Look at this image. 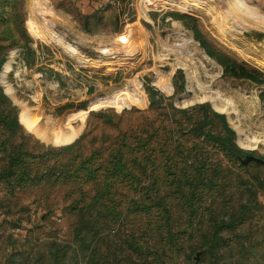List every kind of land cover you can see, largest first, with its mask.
<instances>
[{
	"label": "rangeland",
	"instance_id": "rangeland-1",
	"mask_svg": "<svg viewBox=\"0 0 264 264\" xmlns=\"http://www.w3.org/2000/svg\"><path fill=\"white\" fill-rule=\"evenodd\" d=\"M0 264H264V0H0Z\"/></svg>",
	"mask_w": 264,
	"mask_h": 264
},
{
	"label": "trees",
	"instance_id": "trees-1",
	"mask_svg": "<svg viewBox=\"0 0 264 264\" xmlns=\"http://www.w3.org/2000/svg\"><path fill=\"white\" fill-rule=\"evenodd\" d=\"M99 1L102 2L103 0H99ZM233 66L234 67L238 66V64L236 62H233ZM240 69L244 70V68H242V67H240ZM199 106L201 109H204V104H199ZM213 115L221 118V120L223 121V123L225 125V129H226V132L228 133V135H213L212 132L204 130V126L209 122L208 112L206 110H203L202 119L199 122V124L197 125V129H196L195 133L197 135H200V136L205 135V136L219 142L224 147L228 148L230 150V152H232L233 154L239 155L237 148L234 146V144L230 140V134L233 132V130H231L227 126V123L225 122L224 114L219 113V112H213ZM70 146H72V145H70V144L67 145V147H70ZM44 153H46V151H43L41 154H44Z\"/></svg>",
	"mask_w": 264,
	"mask_h": 264
},
{
	"label": "bare ground",
	"instance_id": "bare-ground-1",
	"mask_svg": "<svg viewBox=\"0 0 264 264\" xmlns=\"http://www.w3.org/2000/svg\"><path fill=\"white\" fill-rule=\"evenodd\" d=\"M230 27L232 28V30H238V29H240L241 30V28L239 27V26H237V24H232V25H230ZM69 45V44H68ZM69 49V48H68ZM70 52V51H69ZM72 53V52H71ZM8 68V67H7ZM192 73V72H191ZM193 76V75H192ZM216 76V75H215ZM211 77V76H210ZM192 78V77H191ZM190 79V78H189ZM194 79V78H193ZM198 79V78H197ZM196 79V80H197ZM213 79V78H212ZM192 81V80H191ZM196 82V81H195ZM189 83H190V81H189ZM205 83V82H204ZM196 85H198L197 87H199V89L200 90H202V91H204V93H203V95H201V96H199V100H202V101H205V100H210L211 102H214V103H217V101L218 100H222L223 98H221L220 97V94H219V92L218 91H216V90H213V89H211V87H210V84H202V83H200V82H197V84ZM192 86V85H191ZM191 86H190V88H191ZM211 91H215L216 92V95H212L211 93ZM221 93V92H220ZM128 94L129 93H127L126 92V94L124 95V96H121V98H127L128 97ZM118 98H120V97H118ZM118 98H116V97H111V96H109V99H111V101L113 102V103H116L117 102V100H118ZM224 100V99H223ZM187 102V101H186ZM220 102V101H219ZM226 102H229L230 103V106H231V102H230V100H228L227 99V101ZM223 103V102H222ZM218 104V103H217ZM228 104H226V106H227ZM232 107H233V105H232ZM227 108V107H226Z\"/></svg>",
	"mask_w": 264,
	"mask_h": 264
},
{
	"label": "crops",
	"instance_id": "crops-1",
	"mask_svg": "<svg viewBox=\"0 0 264 264\" xmlns=\"http://www.w3.org/2000/svg\"><path fill=\"white\" fill-rule=\"evenodd\" d=\"M75 2L78 9L85 13H92L99 9H104L107 5H103L99 0H72ZM127 2V0L123 1ZM68 130L74 131L76 129L69 127ZM77 134L73 135L76 136Z\"/></svg>",
	"mask_w": 264,
	"mask_h": 264
},
{
	"label": "built area",
	"instance_id": "built-area-1",
	"mask_svg": "<svg viewBox=\"0 0 264 264\" xmlns=\"http://www.w3.org/2000/svg\"><path fill=\"white\" fill-rule=\"evenodd\" d=\"M124 0H103V5H110V6H119ZM146 4H151V0H143ZM191 38V37H189ZM192 41V39H190ZM180 42V40H179Z\"/></svg>",
	"mask_w": 264,
	"mask_h": 264
},
{
	"label": "water",
	"instance_id": "water-1",
	"mask_svg": "<svg viewBox=\"0 0 264 264\" xmlns=\"http://www.w3.org/2000/svg\"><path fill=\"white\" fill-rule=\"evenodd\" d=\"M250 159H254L255 161H262V158L256 157L255 155L249 154V155H245L244 158L241 159L242 162H246Z\"/></svg>",
	"mask_w": 264,
	"mask_h": 264
},
{
	"label": "flooded vegetation",
	"instance_id": "flooded-vegetation-1",
	"mask_svg": "<svg viewBox=\"0 0 264 264\" xmlns=\"http://www.w3.org/2000/svg\"><path fill=\"white\" fill-rule=\"evenodd\" d=\"M249 154H251V153L248 152V153H246L245 155H249ZM252 155H253V154H252ZM250 160H254V159H250Z\"/></svg>",
	"mask_w": 264,
	"mask_h": 264
}]
</instances>
